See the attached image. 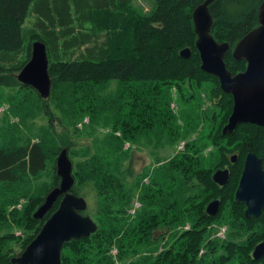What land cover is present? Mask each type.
Here are the masks:
<instances>
[{"label": "trees", "instance_id": "1", "mask_svg": "<svg viewBox=\"0 0 264 264\" xmlns=\"http://www.w3.org/2000/svg\"><path fill=\"white\" fill-rule=\"evenodd\" d=\"M133 1L0 0V87L28 91L48 115H52L46 110L49 101L54 97L61 102L64 99V94L57 91L60 83L72 89L64 100L72 105L73 113L92 108L93 102L83 94V84L92 76L95 81L106 78L123 81L125 87L118 97L121 103L118 100L103 103L112 109L119 124L113 131L123 132L124 139L107 138L109 150L104 157L98 153L92 155L86 147L84 158L73 160L76 179L73 192L84 197L80 192L88 188L85 193L97 198L96 209L89 212L88 208L87 214L95 218L98 230L88 238L67 243L62 264H116L110 255L114 246L120 259L140 255L129 264H264V258L255 261L252 256L256 246L264 242V211L258 219H248L246 206L235 202L249 149L264 163V127L241 124L233 135H223L234 99L221 90L217 77L201 70L193 29V11L206 0H154L153 13L140 17L131 13ZM263 1L217 0L213 3L210 11L215 39L219 43L228 42L233 49L259 26L258 10ZM30 16L33 22L28 21ZM36 41L44 42L48 48L52 79L48 99L41 98L37 91L23 86L17 79L29 62L32 44ZM186 48L192 49L189 60L180 56ZM225 61L228 69L236 74L247 68L246 61H235L232 52ZM188 79H197L199 84L200 80L215 81L219 95L225 99L223 114L217 113L221 120L213 116L215 126L208 136L216 149L215 160L211 162L202 155L204 147L198 145L199 141L189 142L186 151L167 165L169 170L156 172L151 187L142 193L141 209L131 216L132 198L126 195L124 185L132 175L131 169L128 166L122 170L113 161L114 149H121L113 144L134 139L143 129L152 132L153 128L154 133L169 138L177 136L172 126L176 119L170 108L171 90L175 87L182 92ZM133 82L137 85L129 86ZM124 107L131 109L130 118L125 115ZM152 114L160 115L161 119L154 120ZM133 119L143 124H135ZM55 135L54 139L41 137V142L26 150L0 149V197L11 195L14 200L27 196L19 194L22 186L29 185L27 179L40 176L56 159L51 161L50 148L55 149V156L68 148L71 159L76 158V147L82 146L69 136ZM234 155H238L237 163L231 161ZM223 169L231 172L226 186L213 180L216 171ZM53 178L57 179L53 184L57 187L60 179L56 174ZM51 190L44 184L39 196L31 197L35 211ZM214 200L221 201V209L216 217H211L206 210ZM58 206L59 202L41 221L31 214L32 225L25 228L34 232L31 237L22 239L11 234L0 239V264H13L15 255L8 245L22 242L25 251ZM5 209L6 206H0L1 213ZM220 220L229 228L225 239L217 237L211 228ZM187 225L189 228L185 229Z\"/></svg>", "mask_w": 264, "mask_h": 264}, {"label": "rangeland", "instance_id": "2", "mask_svg": "<svg viewBox=\"0 0 264 264\" xmlns=\"http://www.w3.org/2000/svg\"><path fill=\"white\" fill-rule=\"evenodd\" d=\"M155 7L154 0H134L130 6L132 15L137 17L151 15ZM29 18V22L34 21L32 16ZM213 29L214 24L212 31ZM52 59L54 58L52 57ZM197 79H188L184 88H182V92L172 87L170 108L176 119L172 126L173 132L177 136L174 135L172 138H169L166 135L154 133L155 130L153 128L152 132H147L149 130L143 129L144 131L134 139L125 140L121 144L119 142L113 144L116 147H121L119 151L114 149L115 158L113 161L121 166L122 170H125L128 166L131 169L132 175L124 181L126 195L132 198L129 208L131 216H134L141 209L142 203L140 198L142 193L145 192L146 188L151 187L156 172L159 169L161 171L169 170L167 165L176 155L186 151V146L189 142L199 141L198 145L204 147L201 151L202 155L207 157L211 162L215 160L214 154L216 149L211 144V139H208V136L215 126L213 123L215 122V118L213 116L218 121L221 120L220 114L223 112L222 105L225 99L219 95L220 91L218 92L215 81L200 80V85ZM87 81V83L85 82L86 84H83V94L87 95L93 102L91 109H78L75 110L76 113L71 112L72 105L64 99L66 98L65 94L71 93L72 89L60 83L61 85L57 88V91L64 94V99L61 102L60 99L54 97L52 101H49V107L46 110L52 112V115H48L42 106L36 103L34 96L28 91L0 87V149L15 150L25 148L22 150H26L32 145L41 142V137L54 139L55 134H58L59 136H69L72 140L77 141L79 146H82L76 147V158L72 159L76 162L84 158L87 152L86 147L91 150L92 155L98 153L102 157L106 156L109 150L106 139L112 137L123 140L126 135L119 130L117 132L113 131V129L115 130V126L119 127V124L115 121V115H112V109L104 104L109 100H118L121 103L118 97L125 90V87L123 81L120 82L112 78L95 81L92 76ZM148 83L157 84L155 82ZM136 85L133 82L129 86L134 87ZM163 93L165 95V89ZM130 110L124 107V113L128 118H130ZM217 113L220 114L217 115ZM232 113L233 108L229 119ZM107 117H110V119H106ZM151 117L154 120L161 119L160 115L152 114ZM212 117L214 118L213 121H211ZM133 122L135 124H143L134 119ZM128 124L130 123L128 122ZM54 152L55 149L50 148L51 161L54 160V157L56 159L48 169L38 177L28 178L29 185L21 187L19 194H28L27 196L22 195V198H15L14 200H11V195L0 197V206H6L4 212H0V239L11 234L25 239L27 236L31 237L34 233L25 229L27 225H32L30 222L31 214L34 218V214L38 210L35 211L33 209L30 200L32 196H39V190L44 184H48L49 188L53 189V184L57 182V179L53 177L54 174L57 175L56 162L58 155L55 156ZM60 182L61 180L58 183L60 184ZM195 184L197 183L195 182ZM81 188L83 189L84 187ZM87 190L90 189L86 188L80 193H83L84 197L88 200L90 212V210L96 209L97 198H94L93 194L85 193ZM25 207H29V209L25 210ZM92 218L95 221L93 216ZM226 224L225 221L220 220L211 226L215 230L214 234L217 237L225 239L229 231ZM188 228L189 225L185 227V229ZM10 244L8 248H13L11 250L13 255L19 257V254L24 251L22 242ZM110 255L116 264L132 263L137 261L140 256L131 255L129 260L127 258L120 259L116 246L112 248Z\"/></svg>", "mask_w": 264, "mask_h": 264}, {"label": "water", "instance_id": "3", "mask_svg": "<svg viewBox=\"0 0 264 264\" xmlns=\"http://www.w3.org/2000/svg\"><path fill=\"white\" fill-rule=\"evenodd\" d=\"M216 1L206 0L196 6L192 19L201 70L217 77L222 91L234 99L233 113L223 129L224 136H231L241 124L264 127V1L258 10L259 26L244 36L234 49V60H245L247 63L246 70L236 75L225 62L231 45L228 42L218 43L211 33L214 19L210 6ZM192 54L191 48L180 52L184 60H189ZM49 66L47 45L36 41L32 44L31 58L18 73L17 79L23 86L37 91L41 98L48 99L52 93ZM231 161L237 163L238 155H234ZM56 169L61 182L48 193L34 219L44 220L59 202L58 209L25 251L12 259L13 264H62V252L67 243L88 238L98 230L97 223L87 214V199L73 192L76 179L68 148L58 155ZM230 177V170L223 169L216 171L213 180L220 186H226ZM235 202L246 206L248 219H258L264 211V163L251 149L246 156ZM220 209L221 201L214 200L206 211L209 216L216 217ZM252 256L255 261L264 258V242L256 246Z\"/></svg>", "mask_w": 264, "mask_h": 264}, {"label": "flooded vegetation", "instance_id": "4", "mask_svg": "<svg viewBox=\"0 0 264 264\" xmlns=\"http://www.w3.org/2000/svg\"><path fill=\"white\" fill-rule=\"evenodd\" d=\"M224 43H225V42H224ZM235 47H236V46H235ZM235 47H234L233 49L231 48V50H230V52H232V56H233V52H234ZM230 52H229V53H230ZM229 53H228V54H229ZM241 62H243V60H241ZM231 72H232V71H231ZM241 72H244V70H243V71L241 70L240 72H237V74H238V73H241ZM232 73H233L234 75H236V73H234V72H232Z\"/></svg>", "mask_w": 264, "mask_h": 264}]
</instances>
